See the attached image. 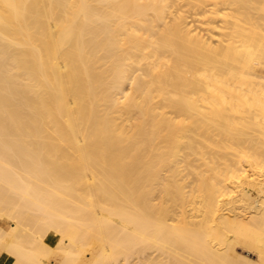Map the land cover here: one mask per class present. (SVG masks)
<instances>
[{
	"label": "bare ground",
	"instance_id": "6f19581e",
	"mask_svg": "<svg viewBox=\"0 0 264 264\" xmlns=\"http://www.w3.org/2000/svg\"><path fill=\"white\" fill-rule=\"evenodd\" d=\"M261 126L264 0H0V264H264Z\"/></svg>",
	"mask_w": 264,
	"mask_h": 264
},
{
	"label": "rangeland",
	"instance_id": "374dc122",
	"mask_svg": "<svg viewBox=\"0 0 264 264\" xmlns=\"http://www.w3.org/2000/svg\"><path fill=\"white\" fill-rule=\"evenodd\" d=\"M256 28H254V31H257L258 30V26L256 25L255 26ZM214 34H216L215 32H214ZM215 35H213V37H212V42H213V40H215ZM256 69L257 70H262L261 68H257L256 67ZM263 129H262V128ZM260 128L258 127L256 130L260 133V135L259 136H261L260 138H262V139H260V140H262V142H264V140H263V138H264V126H261ZM260 129V130H259ZM262 131V132H261ZM262 133V134H261ZM262 135H263V137H262ZM258 199H259V197L256 195L255 196V198H254V200H253V202H252V206H256V205H258L259 204V201H258ZM236 205V204H235ZM228 206H230V205H226V206H223V207H221L222 209L223 208H227ZM241 210V211H240ZM233 211L234 212H238V213H240V215L243 217V215H242V213L244 214V212H245V214H244V216L246 217L247 216V210H245V211H243L242 209H233ZM240 211V212H239ZM193 212V211H192ZM194 213H196V212H194ZM196 214H199V213H196ZM247 248L246 247H244L243 245H240V244H236V245H234L233 246V252L232 253H234L233 255H234V257H237V256H240V258H243L244 257V259L246 258H250V259H248V260H255L256 259V256L254 255L255 253L253 252V251H250V250H246ZM250 252H253V253H250ZM237 255V256H236ZM237 259H239V257L237 258Z\"/></svg>",
	"mask_w": 264,
	"mask_h": 264
}]
</instances>
